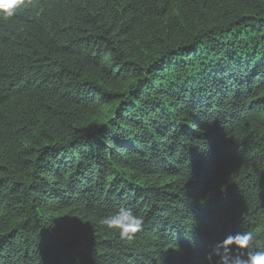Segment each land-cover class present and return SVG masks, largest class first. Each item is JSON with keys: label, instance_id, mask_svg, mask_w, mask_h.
Instances as JSON below:
<instances>
[{"label": "trees", "instance_id": "1", "mask_svg": "<svg viewBox=\"0 0 264 264\" xmlns=\"http://www.w3.org/2000/svg\"><path fill=\"white\" fill-rule=\"evenodd\" d=\"M238 231L264 243V0L0 18V264H207Z\"/></svg>", "mask_w": 264, "mask_h": 264}, {"label": "clouds", "instance_id": "2", "mask_svg": "<svg viewBox=\"0 0 264 264\" xmlns=\"http://www.w3.org/2000/svg\"><path fill=\"white\" fill-rule=\"evenodd\" d=\"M35 6V0H0V18L10 19ZM101 225L117 233L120 241L132 242L143 231L145 220L130 208L121 207L103 217ZM207 264H264V243L251 231H238L212 245L206 253Z\"/></svg>", "mask_w": 264, "mask_h": 264}]
</instances>
